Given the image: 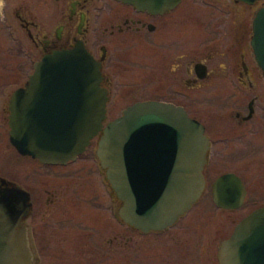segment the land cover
<instances>
[{"label":"flooded vegetation","instance_id":"flooded-vegetation-1","mask_svg":"<svg viewBox=\"0 0 264 264\" xmlns=\"http://www.w3.org/2000/svg\"><path fill=\"white\" fill-rule=\"evenodd\" d=\"M161 1L154 12L122 0H0V181L28 194L23 224L33 264H218L220 244L264 208V73L251 45L264 0H179L172 10L170 0ZM195 5L202 7L198 45H170V15ZM79 46L100 65L107 98L102 128L74 159L42 163L12 142L15 110L22 108L15 94L44 58ZM115 97L116 103L119 97L132 101L117 104L111 117ZM26 101L24 110L47 111ZM148 101L182 108L202 126L209 149L200 198L167 228L144 231L121 217L125 202L113 191L97 149L109 122ZM37 118L45 123L46 113ZM215 158L234 168L245 161L254 178L250 186L236 169L220 170L210 182ZM225 174L244 185L238 209L212 200V184ZM248 199L254 208L234 217Z\"/></svg>","mask_w":264,"mask_h":264},{"label":"water","instance_id":"water-1","mask_svg":"<svg viewBox=\"0 0 264 264\" xmlns=\"http://www.w3.org/2000/svg\"><path fill=\"white\" fill-rule=\"evenodd\" d=\"M156 12L161 0H122ZM252 4L256 0H239ZM179 0H170V10ZM251 45L264 73V7L255 16ZM100 65L79 46L44 58L25 89L15 94L12 142L21 154L42 163H64L82 153L102 128L106 92L100 87ZM25 100V102H24ZM46 106L47 111L25 109ZM41 100L42 102H37ZM58 106L56 113L48 107ZM46 113L40 125L37 116ZM54 117H50V115ZM208 140L203 128L170 103L138 102L109 122L97 156L117 197L121 217L144 231L172 225L201 196ZM245 188L239 177L225 174L212 184L218 207L238 209ZM28 194L0 181V264H33L26 228ZM218 264H264V208L246 216L218 249Z\"/></svg>","mask_w":264,"mask_h":264},{"label":"rangeland","instance_id":"rangeland-1","mask_svg":"<svg viewBox=\"0 0 264 264\" xmlns=\"http://www.w3.org/2000/svg\"><path fill=\"white\" fill-rule=\"evenodd\" d=\"M201 8L202 7L200 5H195L194 8H189L190 11L185 10V12H182L181 10L183 7H181L178 11L170 15V45H198L200 32L199 26L201 20L199 17V12H201ZM157 98L166 100L167 96L159 95ZM117 100H119V103H116V97L113 99L111 113L115 111L114 108L117 106V104L126 105L132 101L130 98L125 97H119ZM115 114H117V112L111 114V117H114ZM217 115H215L213 112H208V116L210 118ZM210 163L213 170H215L214 176L209 175L210 182H212L215 178V175L223 169H236L235 171H237L242 176L246 186H250L251 181L254 179L252 178L251 173L248 174V172H246L245 161L239 163V168H234V165L231 161H221L216 158L210 160ZM253 208L254 205H252V201L248 199L246 205L237 213V215L234 214V217H243Z\"/></svg>","mask_w":264,"mask_h":264}]
</instances>
